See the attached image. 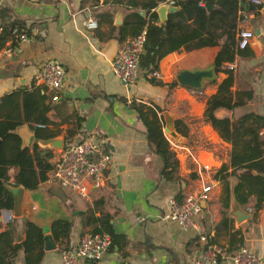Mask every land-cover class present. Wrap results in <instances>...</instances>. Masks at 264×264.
<instances>
[{
    "label": "crops",
    "instance_id": "crops-1",
    "mask_svg": "<svg viewBox=\"0 0 264 264\" xmlns=\"http://www.w3.org/2000/svg\"><path fill=\"white\" fill-rule=\"evenodd\" d=\"M144 1L0 0L2 26L15 23L29 36L20 41L11 37L0 48V99L9 92L28 87L36 69L47 59L57 58L67 75L59 99L52 100L47 91L53 106L48 112L53 121L49 132L62 137L64 143L69 129L74 139L93 136L111 153L103 184L92 189L90 196L64 188L66 197L63 198L51 190L58 183L46 180L37 188L26 187L21 215H14L13 208L1 209L0 231L12 222L15 242L25 239L26 220L41 225L45 235L52 232L53 220H72L67 242L61 244V240L55 239L57 247L44 248L38 264H65L61 252L67 243V248L72 247L83 234L92 231L93 223L88 222L87 216L91 211L96 216L111 214L117 235L99 258L82 260L81 264H194L203 245V233L211 242L225 244L231 253L246 245L264 257V204L256 211L255 195H250L244 203L239 201L235 193L237 175L215 176L223 164L230 163L232 143L220 135L205 116V109L207 100L218 91L229 72L217 71L216 77L206 80L200 91L180 83L173 88L157 84L141 69L135 83L130 85L114 72L112 63L119 48L138 29L133 25L135 13L146 17L150 13L140 4ZM167 1L175 6L167 12L168 18L178 5L175 0ZM202 2L209 8L219 5L210 0ZM238 12L243 19L238 21L236 37L240 29L248 27L254 30L255 36L246 48L235 53L233 60L224 62V68L234 63L233 98L242 96L244 104L233 109L219 107L216 115L233 117L252 111L264 116V4L256 6L251 0H241ZM91 17L98 20L95 28L86 25ZM165 20L158 13L155 22L160 24ZM123 24L126 25L121 37ZM191 24L194 25L193 19ZM217 27L222 29L221 25ZM206 35L203 30L201 36ZM8 48L10 53L6 52ZM219 48L220 45L191 49L182 46L171 51L160 61L162 77L154 79L167 83L177 79L181 69L207 67L215 61ZM132 99L162 105L176 115L175 123L179 120L175 124L177 136L165 130L179 159L175 178L163 174V157L151 146L146 126L131 106ZM20 112L23 114L22 107ZM17 130L25 146L32 147L38 142L51 147L35 136L32 138L34 130L30 123L19 125ZM51 148L55 159L59 148ZM17 169L14 165L9 168L12 183L8 184L16 186L13 182ZM204 182L212 184V190L210 198L202 201L198 227L186 229L175 220L163 217L170 197L184 198L198 192ZM227 197L225 206L223 201ZM14 259L17 264H27L24 248L14 254ZM218 264L233 262L227 257Z\"/></svg>",
    "mask_w": 264,
    "mask_h": 264
},
{
    "label": "trees",
    "instance_id": "trees-1",
    "mask_svg": "<svg viewBox=\"0 0 264 264\" xmlns=\"http://www.w3.org/2000/svg\"><path fill=\"white\" fill-rule=\"evenodd\" d=\"M163 1L167 0H146L140 3L150 11L148 17L139 12L135 13L136 19L133 25L138 29L133 36L144 28L147 30L139 69L148 76L150 70L159 68L161 59L167 53L182 46L191 49L203 45H220L215 55L216 71L226 69L229 76L219 84L218 91L207 100L205 116L220 135L232 143V151L230 163L223 164L215 176L225 178L229 175H237L238 183L235 186L237 198L244 203L248 201L250 195H255L254 208L257 211L264 204V133L262 132L264 116L252 111L233 117L216 115V109L219 107L233 109L244 104L242 96L233 98L234 93L231 89L234 82L233 69L224 68V62L233 60L235 53L243 49L238 46L236 37L238 21L243 19V15L242 17L238 15L241 0H210L211 3L219 4L214 8H209L203 2L201 4L202 0H175L177 9L171 11L169 17L158 24L155 22L158 19L155 7ZM191 19L194 25L191 24ZM126 24H129V21ZM126 24L120 25L121 37L124 35ZM15 25V23L5 24L0 30V48L9 38H13L12 31ZM218 25H221V30H218ZM203 30L207 32L206 36H201ZM149 78L157 84H167L169 88L179 84L176 78L167 83L161 79H154L155 77ZM45 89V86L44 88L25 87L9 92L0 99V214L2 208L14 206L13 192L7 187L8 183H12L8 172L11 166L18 168L13 183L23 184L32 189L48 180V172L53 167L55 155L53 148L41 146L38 142L32 147L24 146L21 135L16 131L17 126L28 122L32 125L37 138L54 137V133L49 132V124L53 121L48 115L53 106L52 102L48 101L49 96ZM243 93L246 94V91H242ZM247 95H250V92ZM131 106L145 124L151 146L163 157V174L167 178H175L179 159L163 127L162 111L165 108L156 103L149 104L136 99H132ZM21 107L23 114L20 112ZM178 122L177 119L175 124ZM37 123L44 125L39 126ZM68 131L65 143L73 139L72 129ZM223 205H228V197L223 201ZM87 216L88 222L93 223L92 232H108L114 242L117 234L113 228L111 214L96 216L91 211ZM72 225L71 219L53 220L51 231L54 239L61 240V244L65 240L67 242ZM25 226L26 236L21 242L14 241L12 222L6 230L0 231V264H17L14 254L20 248L25 250L27 264H38L41 261L46 241L44 229L33 220H26ZM67 246L68 243L65 247Z\"/></svg>",
    "mask_w": 264,
    "mask_h": 264
},
{
    "label": "built area",
    "instance_id": "built-area-1",
    "mask_svg": "<svg viewBox=\"0 0 264 264\" xmlns=\"http://www.w3.org/2000/svg\"><path fill=\"white\" fill-rule=\"evenodd\" d=\"M37 1V0H29ZM256 6L264 4V0H251ZM202 4V1L200 2ZM88 28L98 26V20L94 17L87 19ZM0 20V29H2ZM146 28L132 36L118 50L113 61L114 72L127 84H134L139 74V62L141 53L144 50L146 41ZM13 39L16 41L27 40L29 36L26 31L15 26L12 31ZM255 36L252 28H242L238 33V46L244 48L248 46ZM7 53L11 49L6 50ZM234 63L227 65V68L234 69ZM67 71L57 58H49L44 61L34 74L33 80L28 85L29 88L42 86L51 93L53 100L60 97L59 91L65 84ZM149 77L161 78L162 70L156 68L150 70ZM193 88V87H192ZM193 91H200L193 88ZM42 126L44 124L37 123ZM111 160V153L105 150L99 141L93 136H86L80 139H72L64 143L63 148L58 151L53 159V167L48 172V180L54 181L64 188L75 190L82 196H90L94 188L103 184L104 170ZM212 184L204 182L198 192L187 194L179 199L172 196L168 200V211L164 214L165 219L178 222L183 228L191 229L198 227V217L202 215V201L208 200L211 196ZM203 245L199 248L194 264H218L223 258L230 257L233 264H264V257L252 248L242 245L232 253L225 244L211 242L208 236L201 235ZM112 236L108 232L89 231L80 238L79 242L65 248L61 252L65 264H81L82 260H95L112 245Z\"/></svg>",
    "mask_w": 264,
    "mask_h": 264
},
{
    "label": "water",
    "instance_id": "water-1",
    "mask_svg": "<svg viewBox=\"0 0 264 264\" xmlns=\"http://www.w3.org/2000/svg\"><path fill=\"white\" fill-rule=\"evenodd\" d=\"M174 4L170 3L169 1H164L158 4L156 7V11L159 13V17L161 20H165L167 18V12L174 9ZM216 65L215 61L212 62L207 67H195V68H184L181 69L177 73V80L180 84L187 85L193 88H202L206 80H212L216 77ZM165 127L164 130L169 132L172 136L178 135V130L175 127V114L171 112L169 109H165L162 111ZM19 126H17L18 128ZM16 131L21 135V133L17 130ZM34 130V129H33ZM22 136V135H21ZM32 138L35 135V131L31 134ZM37 138V137H36ZM37 140L43 141L44 144L50 145L51 147H58L59 150L63 148L64 139L62 137L54 136L47 139H39ZM23 145L24 140L22 141ZM7 187L13 192L14 195V206H13V213L14 215H21L23 212V201L25 195L26 186L23 184L20 185H11L7 184ZM53 193L65 198V189L60 184H55L54 188L51 189ZM47 230V229H46ZM57 247V243L54 239V235L52 232L46 234V241H45V248L46 249H54Z\"/></svg>",
    "mask_w": 264,
    "mask_h": 264
},
{
    "label": "rangeland",
    "instance_id": "rangeland-1",
    "mask_svg": "<svg viewBox=\"0 0 264 264\" xmlns=\"http://www.w3.org/2000/svg\"><path fill=\"white\" fill-rule=\"evenodd\" d=\"M37 203H41V201L40 200H35Z\"/></svg>",
    "mask_w": 264,
    "mask_h": 264
}]
</instances>
